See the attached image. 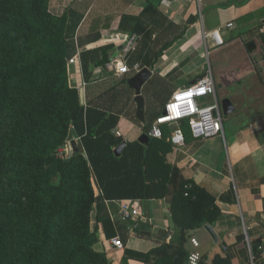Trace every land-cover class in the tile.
I'll list each match as a JSON object with an SVG mask.
<instances>
[{"label": "trees", "instance_id": "trees-1", "mask_svg": "<svg viewBox=\"0 0 264 264\" xmlns=\"http://www.w3.org/2000/svg\"><path fill=\"white\" fill-rule=\"evenodd\" d=\"M161 1L146 0L139 10L157 13ZM47 2L0 0V264H109L106 252L94 247L99 226L106 238L114 237L116 228L122 231L107 201L169 195L178 232L174 251L165 242L148 253L126 254L142 261L154 255L153 264H189L190 229L216 220L214 197L167 163V126L161 138L146 145L126 141L120 154L114 153L124 141L115 133L118 116L80 103L77 89L68 85L67 16L51 14ZM131 19L122 16L120 26L139 37L140 49L127 54L136 53L128 62L151 67L171 42L152 51L153 27L140 16L133 24ZM94 52L81 53L85 79L99 59ZM69 130L80 148L63 155L59 148ZM10 172L14 185L3 189ZM196 264L228 261L217 256L207 262L201 255Z\"/></svg>", "mask_w": 264, "mask_h": 264}, {"label": "crops", "instance_id": "crops-1", "mask_svg": "<svg viewBox=\"0 0 264 264\" xmlns=\"http://www.w3.org/2000/svg\"><path fill=\"white\" fill-rule=\"evenodd\" d=\"M145 3L146 0H48L51 14L60 16L66 13L67 16L64 37L68 85L77 89L79 100L80 90L83 91V102L80 103L117 115L115 133L121 135L125 142L138 141L139 136L147 132L143 126L150 125L162 113L170 95L191 85L207 68L203 61L189 63V56H182L178 61L176 56L171 57L172 60L164 66L158 65L160 60H165L170 48L180 41V47L186 43L184 47L201 56V39L205 45L203 31L222 27L224 44L244 55L232 62L235 67L245 70L244 79L242 77L244 91H227L225 86L228 82L224 74L223 82L216 83V95L218 98L228 97L234 111L229 115L223 114V135L195 139L186 132L182 146L175 148L170 143L166 161L179 170L183 180L210 193L220 210L212 224L205 223L212 227L216 241L204 228L205 224L190 229L191 235L185 247L191 250V254L205 255L207 262L220 256L228 264H264V255L261 254L264 242V110L255 108L261 102L257 99L264 96V0H162L157 13L143 15L139 9ZM127 15L132 17V24L140 16L153 27L152 39L156 44L152 51L171 42L149 67L151 76L141 88L143 120L136 115L135 91L126 82L134 72L116 75L107 64H97L102 50L110 60L120 56L125 37L130 35L128 29L120 26L121 17ZM229 22L233 27L225 28ZM234 28L237 29L235 32ZM179 33L182 35L175 39ZM249 42L254 44V48H247ZM84 51H95L93 56L99 57L95 64L89 66L86 79L81 64ZM131 55L121 59L129 67L128 59L131 61L136 53ZM71 58L75 63L68 64ZM136 62L141 63L139 60ZM208 68L211 69L210 66ZM164 128L168 138L173 125ZM72 140L79 147V139ZM169 187L173 189V185ZM94 190L98 192L96 187ZM169 197L132 200L141 221L152 225L149 234L140 233L138 228L132 230L131 220L120 221L122 231L116 228V234L124 247L117 249L99 226L95 249L106 252L109 264H153L154 255L150 260L142 261L126 252L148 253L165 242L176 245L178 232L172 220ZM122 201H107L109 213L116 220Z\"/></svg>", "mask_w": 264, "mask_h": 264}, {"label": "built area", "instance_id": "built-area-1", "mask_svg": "<svg viewBox=\"0 0 264 264\" xmlns=\"http://www.w3.org/2000/svg\"><path fill=\"white\" fill-rule=\"evenodd\" d=\"M225 28L233 27V23H226ZM202 37L206 48H217L225 43L222 27L203 31ZM139 37L130 34L125 37L124 48L117 58L109 59L108 67L114 70L116 75L129 72H137L142 67L134 63L131 67L124 62L119 65L118 60L126 58L127 54L135 50ZM210 44V45H209ZM75 63V59L68 60V64ZM164 112V114H163ZM224 115L216 95V83L210 68H206L197 77L195 83L174 91L163 105V111L158 115L150 128L145 132L150 138H161L163 127L173 125L168 141L178 148L185 143V133L188 132L195 139H206L223 135L222 122ZM69 146L70 140H67ZM72 147V146H71ZM123 222L132 221V230H136L141 222L139 210L133 206L132 200H124L119 207L117 216ZM116 220V217H112ZM111 244L117 249H123L124 244L118 234L111 238ZM261 254L264 255V242ZM198 255L189 257V264H196Z\"/></svg>", "mask_w": 264, "mask_h": 264}, {"label": "rangeland", "instance_id": "rangeland-1", "mask_svg": "<svg viewBox=\"0 0 264 264\" xmlns=\"http://www.w3.org/2000/svg\"><path fill=\"white\" fill-rule=\"evenodd\" d=\"M199 18V17H198ZM200 20V19H199ZM237 29H233V32H235ZM232 32V33H233ZM204 40V39H203ZM201 46H200V52H201V56H199L198 53L196 52H192L191 49H187L188 47H184L185 45L187 46V44L185 43L182 49L181 43L182 41L178 42L177 44L174 45V47H171L170 50L167 52V57L165 60H160L159 62V66H164L166 65V63H169L171 59V57H175L176 61H178V59L182 56H189V63H195L197 61H203V64L208 68L209 66L211 67L212 70V74L215 80V83H217L219 81V83H222V76L225 74L227 77V84L225 86V89L227 91H244L245 88V83H244V76H243V72L245 73L244 69H240L235 67L234 65H232V62L236 59L239 58H243L244 55L242 52L236 51V49H234L232 46H227L225 44H223L220 47L217 48H208V53L207 48H206V43L204 45L202 39H201ZM205 42V41H204ZM210 45V44H209ZM180 47V48H179ZM216 49V50H215ZM260 54V52H259ZM174 58V59H175ZM242 68V67H241ZM243 77V79H242ZM221 89H219V93H220ZM259 92V91H257ZM260 100L261 102L258 103L256 105V109L257 110H264V96L257 99ZM76 139V137L73 135L72 131L69 130V137L67 140H72V139ZM67 140L65 141V144L62 145L59 150L60 153L63 155H70L73 152V149L71 147V145L69 146V144L67 143ZM79 148H80V143H79ZM12 180H15V174L14 172H10L8 173L7 177H5L3 179V189H11L12 186L14 185ZM95 247H97V245H95ZM176 248V245L173 246V248L170 249V251H174V249ZM190 256L191 254V250H189ZM190 263V262H189Z\"/></svg>", "mask_w": 264, "mask_h": 264}, {"label": "water", "instance_id": "water-1", "mask_svg": "<svg viewBox=\"0 0 264 264\" xmlns=\"http://www.w3.org/2000/svg\"><path fill=\"white\" fill-rule=\"evenodd\" d=\"M247 48L248 49H252L254 48V44L252 42H249L247 44ZM109 62V57L107 56V54L105 53L104 50H102V55H101V59L97 62L98 65H104L107 64ZM123 62L121 60H119V65H121ZM151 70L149 69V67L144 66L142 67L140 70H138L137 72L133 73L130 77L127 78L126 82L127 85L133 89L135 91V103H136V115L140 120L144 119V98L143 95L141 94V88L143 86V84L150 78L151 76ZM197 80L194 79L192 81L191 84L195 83ZM220 85L218 84L217 87H219ZM80 101L83 102V91L80 90ZM219 102H220V106L222 109V113L224 115H229L234 111V107L230 101V99L228 97H222L219 98ZM164 114V112H163ZM151 140V138L146 134V133H142L139 138H138V142L146 145L149 143V141ZM125 145V141H123L115 150L114 153L116 155H119L123 146ZM71 146L73 151H77L78 147L75 143L74 140H72L71 142ZM204 228L207 230V232L209 233V235L211 236V238L216 241L217 240V236L214 233L212 227L209 224H205ZM139 232L142 234H149V232L152 229V225L148 222L145 221H141L139 223Z\"/></svg>", "mask_w": 264, "mask_h": 264}]
</instances>
